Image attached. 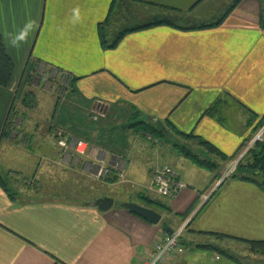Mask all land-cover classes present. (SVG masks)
Wrapping results in <instances>:
<instances>
[{
    "label": "crops",
    "instance_id": "crops-1",
    "mask_svg": "<svg viewBox=\"0 0 264 264\" xmlns=\"http://www.w3.org/2000/svg\"><path fill=\"white\" fill-rule=\"evenodd\" d=\"M228 1L0 0V35L16 67L12 87H0V176L6 187L0 184V264H144L169 235L165 226L174 232L187 225L189 237L182 239L185 255L165 264H218L217 254L197 248L201 233L264 241V190L237 179L213 188L230 167L200 146L208 142L235 158L264 118V0L237 6L234 0L221 12ZM145 3L181 11L176 17L188 25L131 32L115 49L105 48L102 36L111 45L162 14ZM129 16L140 24L114 39L110 26ZM222 18L216 28L191 30ZM39 67L74 76L65 104L42 89L48 73L41 84L32 83ZM216 105L215 117L208 116ZM138 123L153 128L154 138L130 130ZM53 125L88 144V162L98 153L111 166L113 157L122 158L128 180L143 183L152 200L166 202L149 189L158 167L174 170L186 188L169 202L158 226L123 209L124 203L138 204L130 198L101 213L93 203L110 196L79 202L66 191L77 174L59 172L68 163ZM13 132L28 135L30 148L12 144ZM110 141L116 144L107 147ZM196 148L217 170L190 161L186 150ZM254 258L264 264V257Z\"/></svg>",
    "mask_w": 264,
    "mask_h": 264
},
{
    "label": "rangeland",
    "instance_id": "rangeland-1",
    "mask_svg": "<svg viewBox=\"0 0 264 264\" xmlns=\"http://www.w3.org/2000/svg\"><path fill=\"white\" fill-rule=\"evenodd\" d=\"M233 1L234 0H229L228 3H226V5L224 7H221V12H225L229 8V6L231 5V3ZM136 19H139V17H135V16L130 17L129 16V17H126L125 20L123 19V20L114 21L112 23V25L110 26V28H113V33H114V35L112 37L115 39L118 33L122 32L123 30L125 31L127 28H131V27L136 26L137 24H140V23H138V21H136ZM141 24H145V23H141ZM45 70H46V68H44V67L38 68V72L35 75L33 82H32L33 84H39V83L41 84L40 80L42 79V76L47 71V70L46 71ZM47 73H48V75H47ZM47 73H46L47 77L45 78L46 81L43 83L42 89L49 92V93H53L54 98L58 104H60V105L65 104L67 102L68 94L72 91V88H73V82L75 80L74 76L67 73V72L49 71ZM63 74L70 75L73 78V81L67 85L61 86L60 84H61V80L63 79L62 78ZM60 77H61V79H60ZM27 102L31 105L34 102V99L29 97ZM25 108L27 109L28 107H25ZM95 120L97 121L98 119L95 118ZM260 122L258 123L257 127L255 128V131H254L251 139L242 145L237 157H235V158L233 157L231 159L229 158V161L224 162L226 168L230 167L229 169H231L235 165V163L238 159V156L242 153L241 151H242L243 147L247 146V148H248L252 139H255L260 134V132H263L264 125L259 127ZM53 130L55 131V139L58 143V146H59V142L62 139L67 140L69 143H72L73 140L77 141V142L80 141V140L75 139V137H73V135L67 133L62 128H59V127H56L53 125ZM62 134H63V136H62ZM120 137L121 136L118 134V138H120ZM176 137H180V136L177 135ZM115 138L117 139V137H114V139ZM262 139H263L262 140V142H263L264 141V134H263ZM10 141L12 144H18L21 147H24L26 149L30 148L31 143H32V141L28 135L19 134L17 132L12 133V135L10 137ZM178 142H180V141H178ZM104 144L108 147L109 146L108 144H110V146H111L112 144H116V143L114 141H110L109 143H104ZM143 144H145L146 147L147 146L151 147V145H152L150 142L147 141L146 138H143ZM172 146H175V143H172ZM178 146H179V144H178ZM255 146H254V148H255ZM179 148H182V145H180ZM60 149L63 150V153H64L63 157L67 160L68 164L66 165V164L62 163L60 166H58L59 172H62V170H64V171L67 170L70 172H75L77 174V177H75L76 182L74 184H69V186H71V187H69L67 185L68 190H66L69 193L74 192V194H73L74 200L79 201V202H87L89 199H93L95 195H98V196H110L108 198H113L114 200H116L115 201L116 205L122 203L123 200L130 198V200H132V202H137L138 204H140L142 206H147V208H148V206H151L149 201L147 200L149 198L147 196L148 193L141 186L143 183L138 182L139 184H137L136 182H130L128 180V171L126 169V162L122 158L113 157V160H112L113 166H111L108 163H105L104 161H102L103 159L100 160V157L101 158L105 157V153H98L97 157L99 159L95 158L92 162H88L87 159L89 157V154L87 152L84 156H80L79 154L75 153V151L73 149H71V147L68 150H65L62 147H60ZM196 151H199V150L196 148V149H192L191 152L193 154H196V153H198ZM196 155L201 157L200 154H196ZM248 155L249 154H247V156L245 157L244 160H246ZM150 156H151V158H154V156H156V154L150 153ZM214 160H215V158H214ZM166 167L167 166L158 167L153 171L152 180H151V183L149 184L150 190L153 189L152 181H153L157 171L163 170ZM100 170L104 171V173L106 174L105 177L104 176L103 177L97 176ZM111 172L114 173V179H116V181L114 183H111L110 182L111 180H109L110 175L112 174ZM9 175L13 179H16L19 182H21V180H22V177L18 174L9 173ZM176 176H177V174H176ZM232 177L233 176H230V178H228V179L227 178L226 179L221 178L219 180H216L213 183V188H215V185H216V188L221 186L224 182L231 180ZM177 178L180 181L178 176H177ZM221 182H223V183H221ZM25 183L28 186H30L31 188L37 187L36 182L27 180V181H25ZM113 184L115 186H113ZM110 185H112V186H110ZM213 188L209 192H212L214 190ZM82 191H83V193H81ZM155 192H156V190H155ZM212 194H213V192L202 197L203 204L207 202V201L205 202V199H208ZM159 196L161 198H163L164 200H166V202H162L159 200H154V201H159V202H162V203L167 204V205H169V202L172 201L171 199H167V198L162 197L160 194H159ZM152 207L155 208L154 206H152ZM158 210H160V209H158ZM162 212L163 213H161V214H165L163 210H162ZM186 228L188 229V227H186ZM179 229H181V228H179ZM187 229L185 230V233L182 237V239H184V240H185V237L189 239L188 234H187V231H188ZM166 236L167 235H165V237L162 238L161 242H159V243H162L164 241V239L166 238ZM198 243L201 246L208 245V243H213V244L217 243V246L220 249H222L225 252V254L234 258V261L232 262L230 259H227V257L216 255L214 258L218 264H219V262H221L220 264H257V262L259 261V260H256L254 257L251 256V254L247 250V247L244 244H241V243L236 242V241L230 240V241L217 242V241H213V239H208V238L206 239L204 237L201 240H198ZM199 250H202V249H199ZM202 251H204V250H202ZM189 254H191V251H189ZM183 256H181V257H183ZM173 257L174 258H180L179 256L178 257L173 256ZM215 261L213 260L211 262L209 260L210 263H216Z\"/></svg>",
    "mask_w": 264,
    "mask_h": 264
},
{
    "label": "trees",
    "instance_id": "trees-1",
    "mask_svg": "<svg viewBox=\"0 0 264 264\" xmlns=\"http://www.w3.org/2000/svg\"><path fill=\"white\" fill-rule=\"evenodd\" d=\"M241 0H237L236 1V5L240 2ZM146 5L151 6L152 8H155L156 10L160 11L162 14H160L159 16H157L151 23L138 27L134 30L131 31H125L124 33H122L121 35L118 36V38L116 39V41L109 45L108 43H106V41L103 39L102 36V42H103V46L107 49H115L118 44L120 43V41L129 33L131 32H138V31H142V30H147L153 27H157V26H169V27H174V28H179V25L184 24V20H181V18L176 17L181 15V11H178L176 9H172L169 7H165V6H159V5H153V4H149V3H145ZM115 6V5H114ZM234 6V7H235ZM233 7V8H234ZM224 19L222 18L220 21L216 22V23H211V25H201V26H196L193 27L191 30H200V29H210V28H216L218 26H220L223 23ZM109 23V19L106 22V24ZM186 25H188V23H185ZM263 27H264V21L262 23ZM15 72H16V67L14 62L12 61V59L10 58V56L7 53L4 41L2 39V36L0 35V87L4 88V89H8L11 88L12 85L14 84V79H15ZM75 83V80L73 82V85ZM216 107L211 108L207 115L210 117H215V113H216ZM264 125V118L261 120L259 127ZM136 129L137 133H143V134H147L150 135L151 137L154 138L153 133H154V129L147 126L145 123H138L133 125L132 127H130L131 129ZM182 137L185 138H193L192 135L190 136H186V135H180ZM200 146L201 148L206 152L207 155L215 157L217 159H219V161L222 162H227L229 161V158L226 157L223 153H221L216 147H214L212 144L208 143V142H200ZM186 155L187 157L190 159V161L192 163H194V165L200 167V168H206L209 169L210 171H214L217 170V166L212 162V161H206V160H202L201 157H199L196 154H193L191 151L186 150ZM232 179H237V180H241L244 182H248V183H252L256 186H258L259 188L264 190V141L257 143L255 148L249 153L248 157L246 158V160H244L243 162H241L239 164V166L237 167L236 171L234 172V174L232 175ZM116 181V179L111 180V183H114ZM0 184L5 187V184L0 176ZM150 203L151 206H148V208L158 212V213H163L162 210L164 211V213H169L170 209H169V205L164 204L162 202L159 201H154L151 199H147ZM152 206H154L155 208H153ZM147 208V206H145ZM160 209V210H158ZM187 216H184L183 220H186ZM201 237H205L208 239H213V241H217V242H222V241H236L239 242L241 244H244L247 247L248 252L254 256V257H264V241H244V240H239V239H234V238H230V237H226V236H222V235H218V234H209V233H201L200 234ZM183 244V243H182ZM198 249H202L204 251H208L211 254H217L219 256H224L227 257V259H230L232 262L234 261L233 257L228 256L227 254H225V252L220 249L217 246V243L215 244H208V245H199L197 246Z\"/></svg>",
    "mask_w": 264,
    "mask_h": 264
},
{
    "label": "built area",
    "instance_id": "built-area-1",
    "mask_svg": "<svg viewBox=\"0 0 264 264\" xmlns=\"http://www.w3.org/2000/svg\"><path fill=\"white\" fill-rule=\"evenodd\" d=\"M62 76L61 77L63 79L61 80V84H60L61 86L67 85L73 81V78L68 74H63ZM263 134H264V130L263 132H260V134L250 142L248 148L247 146L243 147L241 151L242 153L238 156L235 165L231 169H229L225 179L230 178V176H232L236 171L239 164L243 162L247 154H249L253 150L254 146L257 143L262 142ZM81 145L85 146V151L83 153H81L78 150ZM59 146L64 148L65 150H68L71 147V149H73L75 153L79 154L80 156H84L87 152V144L84 143L83 141L77 142L73 140L72 143H69L67 140L62 139L59 142ZM97 176L105 177L106 174L104 173L103 170H100ZM152 187L162 197L171 200L176 199L180 195V193L186 188L184 183L178 180L176 173L168 167L164 168L163 170L157 171L152 181ZM208 199H205V202L208 201ZM186 227L187 225H185L184 227H182L177 231H174L172 235H167L162 243L156 244L152 258L144 264H165L170 257L173 256L181 257L185 255L186 251H185V247L182 244V237L185 233V230L187 229Z\"/></svg>",
    "mask_w": 264,
    "mask_h": 264
},
{
    "label": "water",
    "instance_id": "water-1",
    "mask_svg": "<svg viewBox=\"0 0 264 264\" xmlns=\"http://www.w3.org/2000/svg\"><path fill=\"white\" fill-rule=\"evenodd\" d=\"M93 206L101 213H108L114 208L115 200L108 197L99 199L93 203ZM121 207L132 214L150 222L154 226H158L162 222V215L150 208L143 207L136 203H124L121 205ZM165 229L169 235L173 234V231H170L167 226H165Z\"/></svg>",
    "mask_w": 264,
    "mask_h": 264
},
{
    "label": "clouds",
    "instance_id": "clouds-1",
    "mask_svg": "<svg viewBox=\"0 0 264 264\" xmlns=\"http://www.w3.org/2000/svg\"><path fill=\"white\" fill-rule=\"evenodd\" d=\"M22 38V37H21ZM81 153H83L85 151V146L81 145L78 149Z\"/></svg>",
    "mask_w": 264,
    "mask_h": 264
},
{
    "label": "bare ground",
    "instance_id": "bare-ground-1",
    "mask_svg": "<svg viewBox=\"0 0 264 264\" xmlns=\"http://www.w3.org/2000/svg\"><path fill=\"white\" fill-rule=\"evenodd\" d=\"M253 140V139H252Z\"/></svg>",
    "mask_w": 264,
    "mask_h": 264
}]
</instances>
